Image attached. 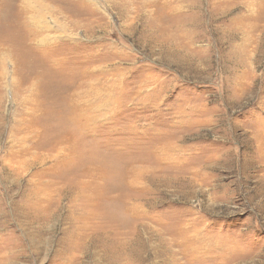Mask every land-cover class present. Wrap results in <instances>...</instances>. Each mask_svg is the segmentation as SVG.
Wrapping results in <instances>:
<instances>
[{
	"label": "rangeland",
	"instance_id": "374dc122",
	"mask_svg": "<svg viewBox=\"0 0 264 264\" xmlns=\"http://www.w3.org/2000/svg\"><path fill=\"white\" fill-rule=\"evenodd\" d=\"M0 264H264V0H0Z\"/></svg>",
	"mask_w": 264,
	"mask_h": 264
}]
</instances>
